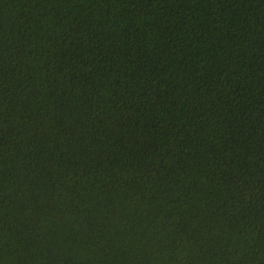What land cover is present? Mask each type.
Returning a JSON list of instances; mask_svg holds the SVG:
<instances>
[{
  "label": "trees",
  "instance_id": "16d2710c",
  "mask_svg": "<svg viewBox=\"0 0 264 264\" xmlns=\"http://www.w3.org/2000/svg\"><path fill=\"white\" fill-rule=\"evenodd\" d=\"M0 264H264V0H0Z\"/></svg>",
  "mask_w": 264,
  "mask_h": 264
}]
</instances>
